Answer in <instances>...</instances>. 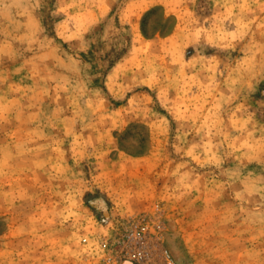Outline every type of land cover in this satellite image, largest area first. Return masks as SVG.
I'll list each match as a JSON object with an SVG mask.
<instances>
[{"label":"rangeland","instance_id":"obj_1","mask_svg":"<svg viewBox=\"0 0 264 264\" xmlns=\"http://www.w3.org/2000/svg\"><path fill=\"white\" fill-rule=\"evenodd\" d=\"M0 264H264V0H0Z\"/></svg>","mask_w":264,"mask_h":264}]
</instances>
